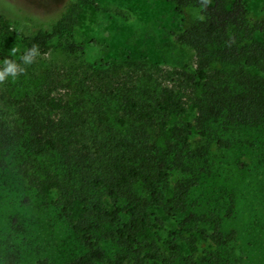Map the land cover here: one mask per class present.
I'll return each mask as SVG.
<instances>
[{"label": "trees", "instance_id": "trees-1", "mask_svg": "<svg viewBox=\"0 0 264 264\" xmlns=\"http://www.w3.org/2000/svg\"><path fill=\"white\" fill-rule=\"evenodd\" d=\"M171 1L178 17L183 8L194 7L201 10L204 20H195L183 29H167L133 19L128 23V42L156 35L160 62L178 68L185 67L186 59L180 45L193 51L195 69L188 78L194 81L199 95L191 97L190 105L171 88H162L157 95L145 90L143 99L124 90L120 100L135 135L126 138L111 133L107 124L100 122L101 138L96 136L90 147L82 140V114H71L64 98L52 95L54 86L46 82V92L15 101L20 123L8 126L0 120L1 155L18 161L17 167L38 193L47 195L54 188L62 191L57 204L60 217L83 247L82 254L70 264L105 260L96 234L118 248L110 264H123L129 258L135 264H171L155 243L153 230L176 214L184 215L177 233L186 241L163 243L166 250L174 253L173 257L179 255L184 262L192 263L185 251H195V240L209 236L217 246V252L210 257L216 264H227L218 258L219 249L226 251L228 243L235 239V231H223L224 218L217 213L200 216L188 210V195L204 170L197 166L198 161L206 155L205 151L192 148L189 137L197 133L196 128L204 134L211 122H219L224 128L264 130V78L257 73H264V15L251 21L244 0H208L206 5L203 0ZM89 4L91 0H67L48 29L40 28L19 39L13 34L10 19L0 12V58L8 56L12 47L37 44L41 54L57 46L68 54L85 52L99 66L110 36L100 32L85 43L79 14L82 6ZM189 110L197 113L194 123L188 119ZM218 144L229 146L222 139H218ZM47 154L63 160L70 179L84 175L86 191L68 194L64 182L55 175L42 179L30 174L28 168ZM174 170L185 177L168 188L166 180ZM138 183L144 185V193L135 190ZM233 208L230 194L225 218L231 216ZM8 264H12L9 259Z\"/></svg>", "mask_w": 264, "mask_h": 264}, {"label": "rangeland", "instance_id": "rangeland-1", "mask_svg": "<svg viewBox=\"0 0 264 264\" xmlns=\"http://www.w3.org/2000/svg\"><path fill=\"white\" fill-rule=\"evenodd\" d=\"M244 1L251 21L264 15V0ZM66 2L0 0V12L10 19L13 34L19 39L40 28L48 29ZM195 9L185 7L178 17L171 0H91V4L81 8L79 28L86 44L100 32L110 36L100 65H94L85 52L68 54L59 46L41 54L15 82L0 84V120L8 126L20 123L22 118L15 101L46 92V82L54 86L52 95L64 98L71 114H82L85 122L82 140L90 147L99 136L100 122L107 124L111 133L126 138L135 135L120 100L124 90L143 99L145 90L157 95L162 88H171L190 105L191 97L199 95L194 81L188 78L195 69L193 51L180 45L186 58L184 68L163 64L157 51V36L140 37L129 43L128 23L136 19L167 29H183L195 21L192 15ZM257 73L264 78L263 72ZM189 113L188 119L194 123L197 113L195 110ZM196 129L189 141L193 149L205 151L206 155L198 161L197 166H203L204 170L188 195V210L200 216L217 213L224 218L222 230L235 231V239L228 243L226 251L219 249L221 262L264 264V130L224 128L219 122L207 124L204 134L200 128ZM218 139L227 141L229 146L219 145ZM17 166V160L0 153V264H8V259L12 264H70L82 254L83 247L60 217L57 204L62 191L54 188L47 195L38 193ZM28 172L42 179L55 175L64 182L68 194L86 191L84 175L70 179L63 160L50 154L38 157ZM184 177L179 171H170L166 187L172 188ZM135 190L144 193V185L136 184ZM230 194L234 208L231 216L225 218ZM102 200L105 202L106 198ZM183 218V214L172 215L153 230V239L164 256L171 259V264H216L210 256L217 252V246L209 236L195 240V251H185L192 263L184 262L179 255L173 257L174 253L165 249V241H186L177 233ZM95 239L105 252V260L94 264H110L118 253L116 244L97 234ZM123 264L135 261L129 258Z\"/></svg>", "mask_w": 264, "mask_h": 264}, {"label": "clouds", "instance_id": "clouds-1", "mask_svg": "<svg viewBox=\"0 0 264 264\" xmlns=\"http://www.w3.org/2000/svg\"><path fill=\"white\" fill-rule=\"evenodd\" d=\"M203 3L206 5L208 0H203ZM200 13V9L193 10L192 15L194 20L200 22L204 20V16ZM40 55L41 53L37 44H32L26 48L12 47L8 56L0 59V84L6 81L15 82L26 73L27 67L32 65Z\"/></svg>", "mask_w": 264, "mask_h": 264}]
</instances>
